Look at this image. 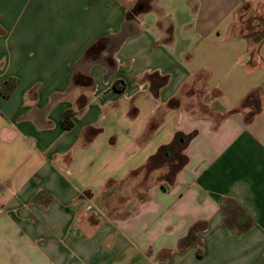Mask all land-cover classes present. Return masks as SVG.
I'll list each match as a JSON object with an SVG mask.
<instances>
[{"label": "crops", "instance_id": "obj_1", "mask_svg": "<svg viewBox=\"0 0 264 264\" xmlns=\"http://www.w3.org/2000/svg\"><path fill=\"white\" fill-rule=\"evenodd\" d=\"M247 3L0 0V264H264Z\"/></svg>", "mask_w": 264, "mask_h": 264}, {"label": "trees", "instance_id": "obj_2", "mask_svg": "<svg viewBox=\"0 0 264 264\" xmlns=\"http://www.w3.org/2000/svg\"><path fill=\"white\" fill-rule=\"evenodd\" d=\"M153 0H150V2ZM132 14H130V17ZM231 36L232 38L241 37L244 39H247L250 41L251 46V54L252 57H255L258 54V51L261 47V44L264 40V7L254 6L250 3L245 4L242 9L240 10L238 14V20L234 24L231 30ZM18 86V81L15 79H8L0 88V94L4 98H9L12 93L15 91V89ZM72 116L71 113H67L64 115L63 123L67 127V129L71 128L72 125L68 124L69 118ZM195 136V134H191L188 136L185 135H177L175 138V143L179 142V140L184 139V144L182 147H185L189 141ZM167 148H162L161 153H163L164 150ZM160 153V154H161ZM159 157L156 156L154 158H151L149 163L143 167L142 169L138 170L136 173H141L143 171L148 170L149 166L153 162V160H156ZM181 161L184 160L183 157L180 159ZM135 175V173H132L130 177H128V181L131 179V177Z\"/></svg>", "mask_w": 264, "mask_h": 264}]
</instances>
